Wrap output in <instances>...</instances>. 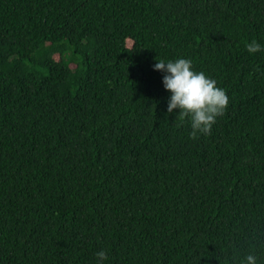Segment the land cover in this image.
Returning <instances> with one entry per match:
<instances>
[{
  "label": "trees",
  "instance_id": "obj_1",
  "mask_svg": "<svg viewBox=\"0 0 264 264\" xmlns=\"http://www.w3.org/2000/svg\"><path fill=\"white\" fill-rule=\"evenodd\" d=\"M252 40L264 0H0V264H264ZM156 58L225 90L210 134Z\"/></svg>",
  "mask_w": 264,
  "mask_h": 264
},
{
  "label": "clouds",
  "instance_id": "obj_2",
  "mask_svg": "<svg viewBox=\"0 0 264 264\" xmlns=\"http://www.w3.org/2000/svg\"><path fill=\"white\" fill-rule=\"evenodd\" d=\"M246 49L250 54L264 51L256 40L246 44ZM153 69L164 73L163 87L171 93L167 112L178 109L181 121L190 119L192 138H197L201 133L210 134L216 118L223 115L228 106L229 98L225 90L216 87V81L206 77L203 72H194L189 59L180 58L167 62L157 59ZM95 256L97 264H104L108 258L104 250L96 252ZM256 259L255 255L249 254L245 258L246 264H256Z\"/></svg>",
  "mask_w": 264,
  "mask_h": 264
}]
</instances>
